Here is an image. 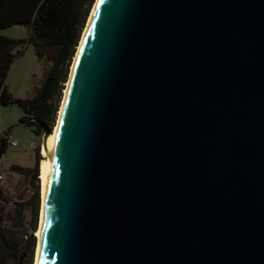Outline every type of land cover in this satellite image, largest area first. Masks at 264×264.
Masks as SVG:
<instances>
[{"label": "water", "instance_id": "obj_1", "mask_svg": "<svg viewBox=\"0 0 264 264\" xmlns=\"http://www.w3.org/2000/svg\"><path fill=\"white\" fill-rule=\"evenodd\" d=\"M82 38L40 264H264V0H99Z\"/></svg>", "mask_w": 264, "mask_h": 264}, {"label": "trees", "instance_id": "obj_2", "mask_svg": "<svg viewBox=\"0 0 264 264\" xmlns=\"http://www.w3.org/2000/svg\"><path fill=\"white\" fill-rule=\"evenodd\" d=\"M95 0H0V32L15 26L27 27L31 31L27 41L14 40L0 35V106L18 104L25 116L20 120L22 126L35 127L37 122H45L54 127L64 84L67 82L71 64L76 55L82 34L86 27ZM27 45H33L36 56L47 66L49 74L47 85L39 96L21 100L13 97L7 86L9 73L18 59L23 56ZM23 44V52H22ZM5 132L0 137V162L8 152ZM38 164L34 170H24L28 175L38 177ZM15 171L23 172L18 166ZM35 186V194L26 206H32L33 228L28 242L32 246L33 258L37 239L38 219L41 210L40 187ZM8 200L0 189V243L7 247L6 212L2 203ZM22 211L24 206H20ZM18 251L17 248H13ZM5 264V262H0ZM32 264V260H31Z\"/></svg>", "mask_w": 264, "mask_h": 264}, {"label": "rangeland", "instance_id": "obj_3", "mask_svg": "<svg viewBox=\"0 0 264 264\" xmlns=\"http://www.w3.org/2000/svg\"><path fill=\"white\" fill-rule=\"evenodd\" d=\"M30 33L31 31L27 27L15 26L1 31L0 35L14 40L27 41ZM26 46L27 47L23 52L22 44L23 56L13 65L7 79V86L10 93L13 97L21 100L33 99L40 95L49 78V74L45 69L48 71L51 67H44L42 62H40L36 56L33 45H27L26 43ZM70 73L71 68L67 82L64 84L59 112L57 113L53 129L58 123L60 109L64 99V91L69 81ZM24 116V111L18 104L0 106V137L4 136L5 132H7L18 144L17 147L10 146L8 152L0 162V174H3L6 177L5 183L0 185V189L4 192L6 199L8 200L7 203L2 204L6 212L5 228L7 231L9 247L0 243V262L3 261L5 264H31V260L32 264H35L37 251L36 245L33 258L31 259L32 246L28 240L30 234L33 232L32 228L34 225V219L32 206H26V204L35 194L34 185H39L41 193L40 163L43 160V151L41 148L42 135L37 136L35 134L38 130L37 126L32 128L20 124V120ZM37 163H39L38 177L35 179L33 175H28L24 170H34ZM12 166L22 168L23 172L13 170ZM20 206H24L23 211ZM39 225L40 214L37 231L39 230ZM37 231L34 234L35 237ZM13 248H17L18 251H14Z\"/></svg>", "mask_w": 264, "mask_h": 264}, {"label": "bare ground", "instance_id": "obj_4", "mask_svg": "<svg viewBox=\"0 0 264 264\" xmlns=\"http://www.w3.org/2000/svg\"><path fill=\"white\" fill-rule=\"evenodd\" d=\"M99 0H96V3L92 9L91 15L89 16V19L87 21L85 30H84V35L82 38V41L84 39V36L88 30L89 24L92 20L93 17V13L94 10L96 8V5L98 3ZM81 41V40H80ZM82 44V42H81ZM80 46H78L77 49V56L75 57L74 60V64L72 65V69H71V74H70V79L66 85V89L64 91V99H63V103L61 105V109H60V113H59V118H58V123L54 128V133L53 135L50 137L49 141H48V151L49 154L47 155L45 152H43V156L44 159L41 161L40 163V180H41V210H40V225H39V230L37 231L36 237L38 239V244H37V251H36V257H35V264H40V259H41V240H42V234H43V225H44V218H45V206H46V197H47V189H48V183H49V177H50V172H51V168H52V159H53V153H54V148H55V143H56V137H57V131H58V127L60 124V120L64 111V107H65V101H66V97L68 94V90H69V86H70V80L74 71V67L76 64V60L80 51Z\"/></svg>", "mask_w": 264, "mask_h": 264}, {"label": "built area", "instance_id": "obj_5", "mask_svg": "<svg viewBox=\"0 0 264 264\" xmlns=\"http://www.w3.org/2000/svg\"><path fill=\"white\" fill-rule=\"evenodd\" d=\"M6 138L10 146L12 147L18 146L17 142L10 135H7ZM5 181H6V177L3 174H0V185L5 183Z\"/></svg>", "mask_w": 264, "mask_h": 264}, {"label": "flooded vegetation", "instance_id": "obj_6", "mask_svg": "<svg viewBox=\"0 0 264 264\" xmlns=\"http://www.w3.org/2000/svg\"><path fill=\"white\" fill-rule=\"evenodd\" d=\"M45 85H47V84H45Z\"/></svg>", "mask_w": 264, "mask_h": 264}]
</instances>
